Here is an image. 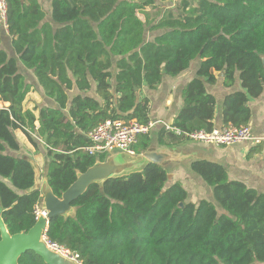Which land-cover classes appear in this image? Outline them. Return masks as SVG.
<instances>
[{
  "label": "trees",
  "instance_id": "16d2710c",
  "mask_svg": "<svg viewBox=\"0 0 264 264\" xmlns=\"http://www.w3.org/2000/svg\"><path fill=\"white\" fill-rule=\"evenodd\" d=\"M5 1L6 23L0 22L14 53L0 48V203L12 234L36 223L42 199L40 190H30L35 170L17 154L16 130L34 143L33 132L44 139L48 180L61 197L78 171L105 159L82 149L86 134L108 119L147 124L143 86L157 87L193 59L202 61L182 89L184 106L173 124L182 132L163 127L159 146L181 145L191 139L187 132L213 131L216 98L206 86L220 73L225 87L237 76L242 86L225 97L223 126L249 125V99L264 91V0H175L174 7H165L169 0H51L50 10L39 0ZM150 24L158 31L153 39L146 36ZM36 84L55 105L26 106ZM151 145V135L142 134L134 151ZM263 149L259 142L249 155ZM190 166L212 198L189 201L181 183L168 184L169 169L152 162L103 189L90 185L73 202L75 216L51 219L48 239L82 264H264V192L230 179L219 162ZM19 261L47 264L32 250Z\"/></svg>",
  "mask_w": 264,
  "mask_h": 264
},
{
  "label": "crops",
  "instance_id": "0c3cea01",
  "mask_svg": "<svg viewBox=\"0 0 264 264\" xmlns=\"http://www.w3.org/2000/svg\"><path fill=\"white\" fill-rule=\"evenodd\" d=\"M39 1L46 10H50L51 0ZM174 6L175 0H169L165 4V7ZM146 11L149 13L151 12L150 8H147ZM139 17L144 20V13H139ZM0 27V48H5L14 53V49L11 44V37L6 27L1 25V22ZM151 27L152 24L147 27V39H153V37L158 33V31L151 30ZM201 61L202 59L198 57L193 59L189 68L176 76L166 75L163 81L155 88H149L146 85L143 86L141 94L142 96H147L150 99V121L155 123L149 133L152 138V145L159 146V144H157V135L165 125L173 126L178 112L184 106L182 89L188 82L197 76ZM21 71L32 76V72L25 69L23 65H21ZM219 75V81L216 84H207L206 86L208 91L216 98L214 119L215 128L223 127V103L226 95L232 91L242 89L241 81L238 76L235 85L231 88H227L223 84L222 76H224V74L221 76L220 73ZM35 90H37L43 97L42 103L35 105H55L54 100L52 101V99L47 98L39 85L36 84ZM32 92L28 96L27 102L32 95ZM249 106L252 111V118L249 123L252 135L262 139L264 137V91L261 96L257 98L250 97ZM18 132L22 135V137L18 135ZM15 134L21 143V150L17 154L27 157L30 161H33L37 167H39L41 172H45L46 169H48L47 163L49 161L45 144L38 139L36 143L38 142L40 145H36V143L29 140L26 134L21 130H16ZM258 143V141L253 140L231 145H216L213 143H205L190 139L178 146L159 147H176L185 153L195 154L198 157L197 159L219 162L226 166L230 179L241 180L249 187L264 192V150L254 152V154L249 155L251 148L256 146ZM36 150L44 156L41 157V161L38 157H36V155H34ZM33 155L35 158H33ZM197 159L192 158L186 161L172 162L166 167L169 169L168 184L170 185L175 182L181 183L188 192V200L193 203H197L201 199L212 198V188L205 183L203 178L191 170V162ZM42 163L44 165L43 167Z\"/></svg>",
  "mask_w": 264,
  "mask_h": 264
},
{
  "label": "water",
  "instance_id": "95a60500",
  "mask_svg": "<svg viewBox=\"0 0 264 264\" xmlns=\"http://www.w3.org/2000/svg\"><path fill=\"white\" fill-rule=\"evenodd\" d=\"M262 60L264 64V56ZM163 72L166 71L163 70ZM192 158L197 159L198 157L176 147L151 145L143 153L116 149L108 153L104 160L96 161L86 171H78L76 180L63 192L61 197L55 194L49 183L48 169L41 172L39 167L31 161L35 170V183L30 190L41 191L40 207L46 210L47 215H40L28 231L12 234L4 221L3 206L0 203V264H20L21 256L29 250L38 254L47 264H82L79 260L50 248L46 243L44 237L54 216L62 215L65 218L75 216L77 209L73 202L94 183L103 189L109 179L142 172L152 162L167 167L169 163Z\"/></svg>",
  "mask_w": 264,
  "mask_h": 264
},
{
  "label": "built area",
  "instance_id": "2783aa9c",
  "mask_svg": "<svg viewBox=\"0 0 264 264\" xmlns=\"http://www.w3.org/2000/svg\"><path fill=\"white\" fill-rule=\"evenodd\" d=\"M6 16V1L0 0V18L3 19L4 23H6ZM154 124L155 123L152 121H149L147 124H141L135 119L129 121L123 119H108L91 129L86 134L89 139V145L83 147L82 149L86 153L96 157L101 155L106 156L108 153L116 149L135 152L134 146L138 143L139 137L142 134L150 133ZM164 128L166 130H172L177 134H181L182 132L179 128L172 125H165ZM37 134V132L32 133L37 140L39 139L42 141L45 144V147L48 148L44 139ZM186 135L191 138V140L213 143L216 145H231L253 140L264 143V137L260 139L252 135L250 124L245 126H223L221 128H214L211 132L196 130L193 132H187ZM34 213L36 215V219H38L40 215H47L46 210L41 209L40 203L35 207ZM44 239L50 248L79 260L77 254L71 253L62 245L51 242L48 239L47 234Z\"/></svg>",
  "mask_w": 264,
  "mask_h": 264
},
{
  "label": "rangeland",
  "instance_id": "374dc122",
  "mask_svg": "<svg viewBox=\"0 0 264 264\" xmlns=\"http://www.w3.org/2000/svg\"><path fill=\"white\" fill-rule=\"evenodd\" d=\"M33 81H36V80H33ZM35 100V101H33ZM42 100H43V97L42 95L39 94V92L37 90H33L32 92V95L30 96V98L28 99V102H27V105H29L28 107H32L33 105L35 104H39V103H42ZM19 130V129H18ZM18 135L22 137V135L18 132ZM38 135V134H37ZM39 136V135H38ZM264 144V143H263ZM36 145H40L38 142L36 143ZM29 149H32V148H29ZM39 150V149H38ZM38 150H36L35 154L36 157H38L41 161V157H44L41 153L38 152ZM264 150V149H263ZM33 155V158H35ZM39 164V163H38ZM43 163H42V167H43Z\"/></svg>",
  "mask_w": 264,
  "mask_h": 264
}]
</instances>
